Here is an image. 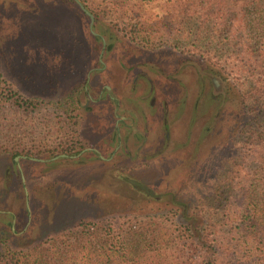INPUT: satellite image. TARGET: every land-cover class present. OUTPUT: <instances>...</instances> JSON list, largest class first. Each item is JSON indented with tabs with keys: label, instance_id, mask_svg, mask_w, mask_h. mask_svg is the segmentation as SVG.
<instances>
[{
	"label": "rangeland",
	"instance_id": "374dc122",
	"mask_svg": "<svg viewBox=\"0 0 264 264\" xmlns=\"http://www.w3.org/2000/svg\"><path fill=\"white\" fill-rule=\"evenodd\" d=\"M80 1L97 36L71 0H0V67L38 104L0 106V254L18 251L12 264H95L102 235L76 224L162 205L127 178L189 197L200 172L245 156L242 76L175 22L149 45L123 29L171 18L177 0Z\"/></svg>",
	"mask_w": 264,
	"mask_h": 264
},
{
	"label": "trees",
	"instance_id": "16d2710c",
	"mask_svg": "<svg viewBox=\"0 0 264 264\" xmlns=\"http://www.w3.org/2000/svg\"><path fill=\"white\" fill-rule=\"evenodd\" d=\"M71 2L89 19L74 0ZM177 3L179 9H173L171 18L148 26L137 22L142 29L129 22L123 29L131 26L136 34L143 33L140 37L149 45L158 37L151 33L175 28L171 27L175 22L177 33L182 32L188 44L202 54L209 53L232 75L242 76L236 92L240 112L236 120L243 127L241 140L245 145L242 163L224 160L210 168L207 181L200 172L195 193L189 197L160 192L127 178L148 202L162 205L81 220L76 226L92 224L102 235L101 243L93 246L94 252L89 250L95 264H264V0ZM161 37L163 34L156 39ZM204 43L209 44L202 51ZM70 99L72 107L75 102ZM252 100L256 106L261 104L256 108ZM36 103L33 98H23L0 67V106L12 104L28 110L35 109ZM73 110L65 109L67 113ZM16 252L5 250L0 264L18 260Z\"/></svg>",
	"mask_w": 264,
	"mask_h": 264
},
{
	"label": "water",
	"instance_id": "95a60500",
	"mask_svg": "<svg viewBox=\"0 0 264 264\" xmlns=\"http://www.w3.org/2000/svg\"><path fill=\"white\" fill-rule=\"evenodd\" d=\"M75 1L79 5V7L81 8V10L83 12H85L90 17V29H91V32L94 35L97 36L98 33L93 30L94 15L86 8V6L80 0H75ZM101 62H102V60H101ZM62 156H66V155L65 154H62Z\"/></svg>",
	"mask_w": 264,
	"mask_h": 264
},
{
	"label": "flooded vegetation",
	"instance_id": "af4514ba",
	"mask_svg": "<svg viewBox=\"0 0 264 264\" xmlns=\"http://www.w3.org/2000/svg\"><path fill=\"white\" fill-rule=\"evenodd\" d=\"M213 81H214V83H215V84H217V83H218L216 79H213ZM14 222H15V221H14ZM2 233H4V232H2Z\"/></svg>",
	"mask_w": 264,
	"mask_h": 264
}]
</instances>
